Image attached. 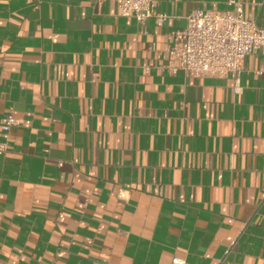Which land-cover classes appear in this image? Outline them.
Listing matches in <instances>:
<instances>
[{
	"label": "crops",
	"instance_id": "1",
	"mask_svg": "<svg viewBox=\"0 0 264 264\" xmlns=\"http://www.w3.org/2000/svg\"><path fill=\"white\" fill-rule=\"evenodd\" d=\"M197 7L231 5L0 0V264H264V44L237 77L173 69Z\"/></svg>",
	"mask_w": 264,
	"mask_h": 264
},
{
	"label": "built area",
	"instance_id": "2",
	"mask_svg": "<svg viewBox=\"0 0 264 264\" xmlns=\"http://www.w3.org/2000/svg\"><path fill=\"white\" fill-rule=\"evenodd\" d=\"M228 4L231 7L222 10L194 8L185 15L182 29L168 33L173 69L192 76H219L230 71L239 75L244 56L257 53L264 44V26L244 14L239 0H228ZM116 11L140 22L154 17L161 24L166 18L164 12L155 10V0H116ZM17 123L18 118L8 110L1 128L8 130ZM3 148L0 143V151ZM170 264H185V260L173 256Z\"/></svg>",
	"mask_w": 264,
	"mask_h": 264
}]
</instances>
